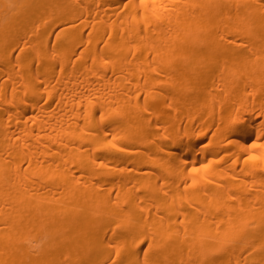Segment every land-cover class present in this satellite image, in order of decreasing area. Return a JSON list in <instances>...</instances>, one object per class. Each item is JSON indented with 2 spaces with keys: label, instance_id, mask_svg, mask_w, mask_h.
Segmentation results:
<instances>
[{
  "label": "bare ground",
  "instance_id": "1",
  "mask_svg": "<svg viewBox=\"0 0 264 264\" xmlns=\"http://www.w3.org/2000/svg\"><path fill=\"white\" fill-rule=\"evenodd\" d=\"M0 264H264V0H0Z\"/></svg>",
  "mask_w": 264,
  "mask_h": 264
}]
</instances>
